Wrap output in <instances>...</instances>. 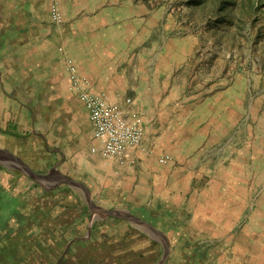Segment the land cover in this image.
<instances>
[{
	"label": "crops",
	"instance_id": "obj_1",
	"mask_svg": "<svg viewBox=\"0 0 264 264\" xmlns=\"http://www.w3.org/2000/svg\"><path fill=\"white\" fill-rule=\"evenodd\" d=\"M53 6L61 9L62 20L53 16ZM136 13L140 21L133 23ZM148 21L146 11L129 0H0V149L48 175L41 183L0 163V208L14 210L19 200L27 202L18 238L25 240L30 232L35 241H61L64 247L83 239L89 243L94 225L104 221L90 207L91 199L100 208L127 209L153 224L166 235L170 249H182L178 264H202L196 258L203 254L208 264H228L234 248L246 262L264 264V204L255 207L259 192L253 197L261 179L250 182L246 149L234 143L233 151L220 157L223 146L215 139L221 125L232 128L222 121L233 120L234 131L242 127L236 114L243 121L244 101H234L232 82L224 88L233 94L216 91L199 99L210 112L196 116L198 124L194 118L175 124L182 111H174L181 103L170 90L188 43L177 37L173 50L166 35L154 39ZM69 58L94 92L108 91V99L129 116L144 114L145 147L152 152L131 148L125 161L103 153L88 109L72 88ZM129 88L136 89L131 103ZM215 106L229 116L220 119L212 112ZM166 107L167 125L151 136L159 132ZM182 114L186 120L192 117ZM214 148L215 154L206 153ZM163 154L175 156L178 169L170 164L158 168ZM204 174L209 178L201 179ZM172 260L169 253L165 264Z\"/></svg>",
	"mask_w": 264,
	"mask_h": 264
},
{
	"label": "rangeland",
	"instance_id": "obj_2",
	"mask_svg": "<svg viewBox=\"0 0 264 264\" xmlns=\"http://www.w3.org/2000/svg\"><path fill=\"white\" fill-rule=\"evenodd\" d=\"M129 1L136 5L137 9L146 11V19L155 32L154 39L158 34L166 35L170 41L168 46L173 50L178 49L177 37L188 43L186 47L189 51L181 55L183 59L180 62L182 66L179 69V78L175 87L170 90L171 95L178 96L177 101L181 103L174 111H182L180 117L179 114L174 117H179L175 124L188 123L192 118L193 124H198L199 120H195V117H205L202 113L208 112L209 115L210 112L209 108H203L205 104H201L199 99L211 96V93L216 94V91L231 95L233 93L228 92L224 86L233 82V99L236 104L244 101V118L242 121L240 112L236 114L242 122V127L236 131L232 129L233 120L230 123L229 119L222 121L224 124H231L232 128L223 130L224 125H221L223 129H219L218 133H222L215 139L219 143L218 147L223 146L224 150L220 149L218 154L220 157L228 156L233 151L230 145L234 143L246 149L244 156L248 155L246 163L250 165V182L252 179H261L259 188L254 186L253 190V197L259 192L254 200L257 203L255 207L261 208L258 203L260 201L264 204V0ZM130 5L129 3L122 6V10H129ZM223 5L225 8L220 9ZM51 12L57 20H62L60 8L53 6ZM148 15H151V18ZM134 21H140L137 13L132 17V22ZM151 41H147L145 46H149ZM134 75L133 72L128 73V79L131 81ZM225 80L229 82H223ZM128 90L126 96L130 98L128 102L131 103L136 89ZM143 90L147 92L146 89ZM107 92L105 91L106 94ZM164 94L163 90L162 95ZM154 104L161 108V101L155 100ZM162 110L159 132L155 133L153 130L151 136L160 134L164 127L162 125H167L168 107ZM184 111L192 117L186 120L182 114ZM212 112H217L220 119L225 118L227 114L225 110L221 114L219 106H215ZM239 148L237 149L241 151ZM216 151L217 148H214L206 153L213 155ZM175 161V156L171 155L169 163L161 165L156 162L155 166L159 164L158 168L166 165L169 167L170 164L172 168L174 166L173 169H178L179 163ZM205 178H209L208 175L204 174L201 179ZM92 236L89 243L84 239L74 242L71 246L66 243L56 254L50 256L45 257V253L39 251L32 264H159L165 251L160 241L125 218H104ZM5 242L10 244L9 241ZM240 251L234 248L227 259L228 264H251L241 257ZM170 256L174 257L170 264H178L180 256L183 257L182 249H170ZM9 257L14 262V257Z\"/></svg>",
	"mask_w": 264,
	"mask_h": 264
},
{
	"label": "built area",
	"instance_id": "obj_3",
	"mask_svg": "<svg viewBox=\"0 0 264 264\" xmlns=\"http://www.w3.org/2000/svg\"><path fill=\"white\" fill-rule=\"evenodd\" d=\"M68 70L72 88L86 105L94 128V137L102 144L106 156L125 161L131 148L152 152L145 147L146 129L142 112L134 111L129 116L125 108L111 102L106 93L94 92L90 79L79 73L73 58L68 60ZM170 160V154H163L159 158L163 164Z\"/></svg>",
	"mask_w": 264,
	"mask_h": 264
},
{
	"label": "trees",
	"instance_id": "obj_4",
	"mask_svg": "<svg viewBox=\"0 0 264 264\" xmlns=\"http://www.w3.org/2000/svg\"><path fill=\"white\" fill-rule=\"evenodd\" d=\"M224 8L225 6L223 5V7H221L220 9ZM2 195L3 193L0 192V205H2L3 202L1 200ZM26 203L27 202L25 201L23 202L22 200H19L18 208H15L14 210H10L9 208L2 210V208H0V211L2 212L0 213V264H32L33 262H35L39 251L44 252L45 254L43 256L46 257L47 255L50 256L51 254H56L57 251L62 248L61 241H48L49 243L47 242V244H44L43 241H35L33 233L30 232H27V234L25 235V240H21L18 238L22 235L21 230L26 219V213L24 209L27 208L25 206ZM22 204L24 205V207ZM100 223L101 221L97 222L94 225V234L96 233V230L99 229ZM5 241H9L10 244H6ZM11 242L13 245L11 244ZM191 250L194 252L195 249ZM10 255L14 257V262H12V260L10 259ZM188 257L191 260L195 259L193 254H189ZM196 259H202V264H208L206 254H203L202 258L198 255Z\"/></svg>",
	"mask_w": 264,
	"mask_h": 264
},
{
	"label": "water",
	"instance_id": "obj_5",
	"mask_svg": "<svg viewBox=\"0 0 264 264\" xmlns=\"http://www.w3.org/2000/svg\"><path fill=\"white\" fill-rule=\"evenodd\" d=\"M0 163L6 166L18 167L24 173L32 176L33 178H35L37 181L41 183L48 181L47 179L48 175L35 171L30 165H28L22 159H20L19 157H16L9 151L0 149ZM64 181L69 182L71 181V179L64 177ZM88 202H89L90 207L94 211H97L101 218H105L107 216H116V217L128 219L132 223L137 225L138 227L147 231V233L151 237L160 241L164 245L165 251H164V255L159 264H165L166 260L168 259L169 253H170V244H169L168 238L162 231L157 229L153 224L144 220L142 217L133 214L131 211L127 209H120V208L119 209H103L97 206L96 203L91 199H89Z\"/></svg>",
	"mask_w": 264,
	"mask_h": 264
}]
</instances>
